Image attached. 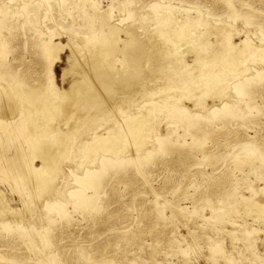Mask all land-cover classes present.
Instances as JSON below:
<instances>
[{
	"label": "rangeland",
	"instance_id": "1",
	"mask_svg": "<svg viewBox=\"0 0 264 264\" xmlns=\"http://www.w3.org/2000/svg\"><path fill=\"white\" fill-rule=\"evenodd\" d=\"M3 1L9 0L0 3ZM65 1L63 4L62 0H12L16 11L1 16L0 23V39H7L11 49L7 54L9 68L0 67V85L8 81L1 71L28 80L40 75L44 69L40 37L45 30L54 31L63 46L55 63V76L60 87H69L68 81L77 69L70 62L75 56L67 44L77 38L68 33L76 30L84 35L94 25L98 33L103 17H94L90 0ZM95 1L103 10L112 9L113 22L124 18L122 26L135 28L137 39L145 42L147 56L144 55L143 66L149 78L144 77L141 82L137 79L124 95L119 90L112 110L101 121L93 118L79 128L71 145V157L57 163L67 170L54 183L60 190L51 193L47 186L35 197L22 193V187L12 189V173L0 172V189L4 192L0 204V264H6L3 257L13 259L14 264H40L39 257L30 253L31 242L38 244L44 258L42 264H51L56 257L64 264H264V209L246 207L241 201L244 196L264 204V50L254 49L264 48V0ZM129 8L133 9L131 15L126 14ZM165 17L167 21L160 22ZM184 23L189 27L180 37ZM225 32H229L226 41L223 34H218ZM121 39H128V35L123 32ZM173 41L178 43V51L166 57L167 47H178ZM205 50L212 54L201 62L207 65H197H203L204 78L193 80L187 87L182 84L184 79L180 81L182 76H176L183 72L180 65L198 74L194 63L206 56ZM236 52H243L244 59H237ZM174 57L182 62L166 70L167 61ZM132 69L121 67L120 76H128ZM64 72L66 81L62 80ZM171 84L177 87L166 92L181 97L184 107L200 115L193 119L196 126L190 127L197 130L205 126L210 134L202 137L198 133L196 142L188 144L191 136L184 135L181 121L171 114L167 117L166 112H157L149 123L154 130L143 141L128 143L132 147L142 142L140 147L155 148L153 153L133 162L117 160L109 168H102L98 183L103 187L98 191L87 187L89 199L63 196L71 225L62 221L52 206H44L48 199L66 193L61 190L72 187L74 180L68 169H76L81 160L94 156L91 149L83 148L81 141L96 128L106 129L113 118L119 117L114 105H126L130 102L127 97L132 96L143 105L150 99L151 89L157 91L154 97L161 100L165 94L159 92L160 88ZM200 89L205 93H198ZM1 91L0 97L4 94ZM112 94L108 92L106 96ZM87 96L81 106L87 103ZM195 98L201 103L196 104ZM118 99L123 100L118 103ZM222 101L231 103V108L225 109ZM113 113L117 115L113 117ZM55 114L59 127L65 112ZM103 124L104 128H100ZM168 125L176 126L177 131L170 135L174 146L165 150L154 139L167 134ZM127 139L120 141L127 145ZM21 142L11 144L10 153ZM204 151L211 154L209 159H204ZM250 151L255 153L251 155ZM4 161L9 164L6 157ZM34 164L39 166L41 159L35 158ZM54 175L52 171L50 176ZM34 177L31 182L37 186L40 180L36 179L45 183L48 173Z\"/></svg>",
	"mask_w": 264,
	"mask_h": 264
},
{
	"label": "bare ground",
	"instance_id": "2",
	"mask_svg": "<svg viewBox=\"0 0 264 264\" xmlns=\"http://www.w3.org/2000/svg\"><path fill=\"white\" fill-rule=\"evenodd\" d=\"M11 2L12 0L7 2L3 1L0 3V23L3 20L1 16L7 15V13L12 11H16L12 8ZM90 2L94 8V14H96L94 17H103L101 30L98 33H95L94 25L91 27L89 26L90 32H86L87 34H84L83 32L84 35L77 33L76 30H70V33H68L71 35V38H73V36L77 38L76 42L69 41L67 44L75 56V59L71 60L70 62L72 65H76L75 68L77 69V72L73 75L74 78L71 81H68V88L60 87L56 81L55 63L59 59V49H61L63 46L55 38L57 34L54 33V31H41L40 51L44 57V69L40 75L36 77V79H22L21 77L16 76L15 73H5V71H1V74H4V77H7L6 80L8 81L6 85H0V89L2 90H0L1 93L4 92L5 94H3V96L1 94L2 97H0V172H4L5 175L12 173L13 176L11 178L14 181H12L9 186L14 190L21 189L22 187V193L28 192L35 197L40 196L42 189L47 186H49L47 189H49L51 193L58 191L60 187L55 186L57 184L54 185V183L57 181V176L62 172L65 173L64 171L67 170L64 169V166L63 168L59 165L57 166V163L62 158L63 160H67L71 157L70 154H72L71 152L73 151V146L71 145L73 140L78 137L77 132L79 128L86 123H90V120L94 121L93 118H95V120L102 119L104 115L106 113L108 114V111L113 107V102L115 101L114 99L117 98L119 90H122L124 95V92L126 93L127 91L131 90L130 88L135 85L137 79L141 82V79L143 80V78L146 77V71L144 69L146 66H143L145 60L144 55L147 56V54L144 52L146 45L144 41H139L137 39V32H134L135 28L131 26H122V23L125 20L124 18L119 19L118 22V17L117 20H115L117 22H113V15L111 12L112 9L109 8L103 10L101 9V6L98 7L95 0H90ZM62 3L65 4L66 1L63 2L62 0ZM125 5L130 6L129 4ZM132 10L133 9L131 8L127 9L129 14L127 12L126 14L131 15ZM167 18L168 17L162 18L160 22L167 21ZM188 27L189 25L184 23L179 30L178 36L182 37L183 31ZM221 30L224 31L223 29ZM221 30L218 32H221ZM123 32L128 35V39H121ZM212 32L216 33L214 30H212ZM65 33L67 34V32ZM218 34H220L219 36L223 34L225 41L229 36V32ZM176 39L177 38H175V42H177ZM122 42L123 46L121 47ZM172 43L178 46V43H174V41ZM225 46L227 49L229 48V44ZM178 48L179 46L176 49L175 47H167V49H165V56L168 57L170 54H176ZM254 49L255 51L259 52L264 50V48L260 47H256ZM10 51L11 49L8 47L7 39H0V67L6 68L8 65L7 63H10V60L7 61V54ZM205 52H207L205 54L206 56H204L205 58L199 57L197 58L198 60L196 59L197 63H194L196 66L198 64H203L201 62H203L205 59L207 60V58L212 55L211 51L209 50H205ZM78 54L81 55V58H79ZM235 55L237 59L242 58L243 60L245 57L243 52H236ZM229 58L230 57H228V59ZM149 61L150 60H148V62ZM225 61L227 62V59H225ZM167 62L169 65L167 66L166 70L180 65L179 62H182V59L174 57L173 60ZM204 64L207 65L206 62ZM195 65H193V68ZM203 65H201V67L197 66L198 69L195 70L198 74L196 75V72L194 73L192 68L191 70H186L185 65H180L183 72H179L180 75L176 73V76H182L179 77L180 81L184 79L182 84H188L190 86V83L193 80H202L204 75L202 74ZM121 67L133 69L128 76L125 77L124 75L123 77L120 76L122 75V73H120ZM7 68H9V66H7ZM164 68L165 66L159 68V70H163ZM177 70L175 72H177ZM209 72L213 73L214 71ZM66 75L67 72H64L62 79L63 81H66ZM170 75L172 74L170 73ZM173 85L168 88H165L166 86L160 88L159 92H164L165 94V97L161 100H158L154 97V95L157 94V91L154 92L151 89L149 91L150 99L148 98V102H145L143 105L141 104V101L138 103L136 101L138 99L133 96L127 97V100L130 102H126V105L121 104L123 102H121L119 106H117V104L114 105L117 108L115 112L118 111V115L114 113V115H112L113 117H115V115L119 117H112L113 119L110 126L106 125L107 128L103 130L96 128L94 131L93 129L94 132L90 135V137H87L86 140L81 141L83 148L86 150L91 149L93 151L92 153H94V156L92 155L93 157H90V159L87 158L86 160H81L76 169H68L74 180L72 187L69 186L68 188L61 190H66V193H60L58 198L48 199V202L44 206H52L54 210H56V212L61 216L62 221H66L65 223L67 225L68 223L71 225V219L68 218V212L66 211V207L62 202L63 196L66 194L71 196L76 195L77 200H83L85 197L86 199H89L91 195L86 193L87 187L94 188L95 191H98L103 187L102 184L98 183L102 168H105V166L109 168L111 163L117 160L121 162H133L136 159H141L153 153L155 148H149L150 146L146 148L140 147L142 142L139 146L135 145L130 147L129 145H132L134 141H143L145 139L144 136H148V132L153 129V124L149 123L154 120V116L157 112H166L167 117L169 114H171L176 116L177 119L181 121L183 127L185 128L186 134L184 135H190V139H192V141L187 139L188 144L196 142V135L198 133L201 134L202 137H206V134H210V130L205 126L197 130L193 127H190L192 125L196 126V123H194L195 121L193 119L200 117V115L189 111L186 107H184L181 97L177 95L173 96L174 94L171 95L170 93L166 92L167 90L171 91L177 87ZM188 85L187 87H189ZM202 91L203 90L200 89L198 93L204 94L205 91ZM108 92H112L114 95L112 94L113 96L111 95L108 97L106 96ZM86 94H88L86 100L87 103L84 106H81V104L84 102L83 99L85 98ZM199 99L201 98L199 97ZM199 99L195 98L196 104L201 103L198 101ZM119 100L120 99L117 101L118 103ZM230 104L231 103L229 102H221V105L226 107L225 109L227 110L231 108L229 107ZM63 111L65 112V117L62 118L63 122L61 123L63 126L60 125L58 127L56 123L57 120L55 119V113L58 112L59 115H62V113L64 114ZM52 119L55 120L53 121ZM102 126H104V124L99 127L104 128ZM168 127L169 129L167 134L158 135L154 139V141L162 143L165 147V150L174 146V140H170V135L177 131L176 126L168 125ZM127 137V145L125 143H121L120 140H126ZM16 141L22 142L18 147L15 148V152L10 153L12 151L10 148L12 147L11 144H14ZM154 141H152L153 144L155 143ZM128 143L130 144L128 145ZM33 147L37 149L34 152L32 150ZM250 152L251 155L255 153L254 151ZM203 155L204 159H209L211 157V154L209 155L208 151H204ZM4 157L9 160V164L5 163ZM37 157L41 159V164L39 166L34 164V159ZM52 171L55 175L51 177L50 174H52ZM45 172L48 173V177L44 183L43 180L41 178H37L36 175ZM32 176H35L34 178H37L36 180H40V184L35 186L34 183H32L33 181L31 182ZM1 179L2 178L0 175V182ZM250 189L253 191V188ZM3 193V190L0 189V204ZM241 201L246 203V207L256 206L264 209L263 203L256 201L251 197L243 196ZM31 244V255L34 254L36 257L38 256V262L42 264L44 258L40 254L41 250L38 244L35 242H31ZM47 253L48 252H46V254ZM30 258L33 259L34 257ZM2 259H4V261L7 260L5 262L6 264H14L12 262L13 259L11 258L3 257ZM52 260V263L50 262L51 264H64L63 262H59L57 257Z\"/></svg>",
	"mask_w": 264,
	"mask_h": 264
}]
</instances>
